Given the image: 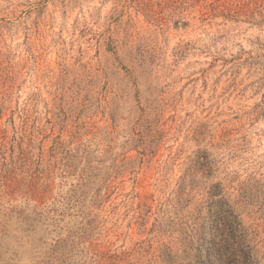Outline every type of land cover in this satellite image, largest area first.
<instances>
[{"label":"rangeland","instance_id":"1","mask_svg":"<svg viewBox=\"0 0 264 264\" xmlns=\"http://www.w3.org/2000/svg\"><path fill=\"white\" fill-rule=\"evenodd\" d=\"M0 264H264V0H0Z\"/></svg>","mask_w":264,"mask_h":264}]
</instances>
